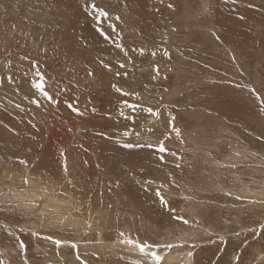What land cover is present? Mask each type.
<instances>
[{
	"label": "rangeland",
	"instance_id": "obj_1",
	"mask_svg": "<svg viewBox=\"0 0 264 264\" xmlns=\"http://www.w3.org/2000/svg\"><path fill=\"white\" fill-rule=\"evenodd\" d=\"M91 2L109 13L99 24L84 0H0V261L23 264L18 237L29 264H147L123 232L182 244L164 264H264V233L250 231L264 223V0ZM32 61L53 102L32 87ZM125 100L159 110L160 121L138 109L132 125L120 116ZM169 114L180 137L165 141L162 163L142 145L163 138ZM153 123L152 133L141 127ZM160 185L194 226L160 205Z\"/></svg>",
	"mask_w": 264,
	"mask_h": 264
},
{
	"label": "snow or ice",
	"instance_id": "obj_2",
	"mask_svg": "<svg viewBox=\"0 0 264 264\" xmlns=\"http://www.w3.org/2000/svg\"><path fill=\"white\" fill-rule=\"evenodd\" d=\"M161 3H163V0H161ZM169 8H173V5L169 4L168 5ZM84 11L92 16L93 13H95V15L92 17L94 20H96L97 17H101V18H105L107 19L109 16V13L103 9L100 8L96 3L91 2L89 3V0H84V5H83ZM117 20L120 19L119 16L116 17ZM241 19H243V17H241ZM97 24H99V21L96 20ZM110 28H112L113 31H115V27L114 25H109ZM96 31L99 33V36L103 38L104 41H111V36L109 33H107L104 29L97 27ZM217 39H219L217 37ZM115 43V42H114ZM115 46L119 49H121V51H124V46L121 43H115ZM141 54H143V50H141ZM164 56L169 57V53L167 50L164 51ZM124 55L127 56L128 53L127 51H124ZM153 56H155V52L152 53ZM25 59H27L25 57ZM32 66L33 68L36 69L35 75L37 77H39L38 81L34 80L32 81V87L34 89H36L41 96H43L46 100H48L49 102H53V96L46 91V87H45V77L43 74L40 73L37 63L36 61H32ZM124 64L123 63H119V67L120 68H124ZM104 67H106L109 71H111V67L109 65H104ZM154 71L156 73V76L159 75L160 69L159 66H155L154 67ZM89 76L93 75V73L91 71H89L88 73ZM117 76L120 75V73H116ZM125 76L127 75L126 73L124 74ZM156 77L154 76L153 79H155ZM113 88L115 89V91L117 93H119L121 96L123 97H129V96H135L136 99H139V94L137 93H133L130 91H125L123 88L117 87L116 85H113ZM253 92H255V90H252ZM258 99H260L259 96H257ZM32 103L36 104L37 107H39V101L37 100H33ZM123 104V108H127L129 109V112L126 114L123 110L120 111V116L124 119L129 121L132 125H136L137 124V116L135 115L139 110H142L144 112H147L149 114V116H151L152 118H154V121L158 122L161 119V112L159 110H154L152 107H147V108H141L140 105L136 104V103H128L126 100L122 102ZM68 107L77 115H83L82 112H80V110L76 107H74L72 104H69ZM261 112L264 113V106L261 107ZM7 127V125H6ZM33 127H35V125H33ZM141 127L145 128L149 133L154 132L155 130V124L153 123L151 127H149L148 125H142ZM133 131H135V127H133ZM175 133V135L177 136V138L180 137V129L177 128L175 126V116L169 114V118L167 121V126H166V130L165 132L162 134L163 138L162 139H158L157 143H151V142H147L146 144L142 145L144 147H148L150 149H153V151L155 153H158V159L163 163L165 160L164 154L168 151L165 147V141L170 139L171 134ZM131 133L128 130H125L122 135L123 136H129ZM137 135H140L139 132H137ZM183 142V141H181ZM123 148L126 149H131L134 147V145L132 143H125L122 145ZM171 155H175V153H171ZM60 156L62 158V162H61V167H62V171L63 174L65 176V178L68 177L69 174V164H68V158L65 155V153L63 151H61ZM18 163L20 165H23L25 168H28V161L25 159H18ZM86 163V162H85ZM177 167H179V165H176ZM97 167H99V165H97ZM68 183H71V181H67ZM22 183L24 185H29L30 184V179L28 178L27 173H25V175L22 177ZM148 184H151L152 181H147ZM118 186V184H117ZM175 186V185H174ZM165 186L164 185H160L159 189L155 190V196L158 198L160 205L168 212L172 213V219L179 221L180 223H182L183 225L186 226H194L192 224V222L185 218L182 215H177L176 214V209L175 208H171L169 205V201L165 198V196L162 194L161 189H164ZM147 191V189H145ZM41 191L43 193H45L44 196H40L37 197V199H46L48 198V191L47 188H42ZM225 195H231L230 192H226ZM185 199H187V197H185ZM235 199L240 200L241 197L240 196H236ZM36 207H38L39 205H34ZM196 223H199L198 221ZM5 230H7V226L5 225ZM88 227H91V224L88 225ZM20 231H24L23 228L20 229ZM250 231H252V233L256 236H259L261 233H264V223H261L259 225V231H257L256 228L250 229ZM33 236H38V233L36 232H32L31 233ZM8 235L11 236L12 233L11 231L8 232ZM120 237H123V239H121V243L122 244H126L129 245L131 249L133 250H137L141 256L145 257L147 260V264H164L165 262V257L168 251H170L171 249H173L174 247H182V244H173V243H148V242H142L140 240H133L131 238L125 237L124 233L121 232ZM44 240H51L54 244H56L58 247L64 243L61 240L58 239H53L51 236H44V237H40ZM222 239V238H221ZM18 246H19V250L20 252L23 254V264H29V260L27 257V244L23 241L20 240L18 237L16 238ZM70 247H72L73 249L77 248V245L72 243L70 244ZM161 249H163L164 251L161 252ZM188 256L191 257L192 256V252L189 251L188 252ZM77 260H80V256L79 254H77ZM237 261H239V257L236 258ZM0 264H3L2 261H0ZM81 264H85L84 261H81Z\"/></svg>",
	"mask_w": 264,
	"mask_h": 264
},
{
	"label": "bare ground",
	"instance_id": "obj_3",
	"mask_svg": "<svg viewBox=\"0 0 264 264\" xmlns=\"http://www.w3.org/2000/svg\"><path fill=\"white\" fill-rule=\"evenodd\" d=\"M205 10H206V9H205ZM89 36L92 37V35H89ZM95 37H96V36H95ZM95 37H94V38H95ZM93 40H95V39H93ZM229 40H230V39H229ZM206 86H207V85H206ZM13 183H14V182H13ZM247 184H248V183H247ZM31 185H32V184H31ZM32 186H33V185H32ZM34 187H35V186H34ZM13 195H14V194H13ZM14 197H15V195H14Z\"/></svg>",
	"mask_w": 264,
	"mask_h": 264
}]
</instances>
